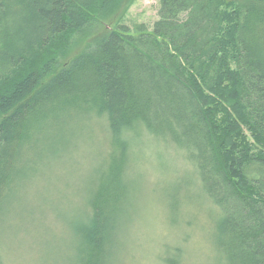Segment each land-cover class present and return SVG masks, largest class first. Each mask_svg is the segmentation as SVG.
<instances>
[{
	"label": "trees",
	"instance_id": "obj_1",
	"mask_svg": "<svg viewBox=\"0 0 264 264\" xmlns=\"http://www.w3.org/2000/svg\"><path fill=\"white\" fill-rule=\"evenodd\" d=\"M131 1L0 0V264L38 145L55 122L92 114L112 153L75 230L76 264L110 262L133 129L187 152L220 213L221 264H264V0H159L150 28L117 23L58 62Z\"/></svg>",
	"mask_w": 264,
	"mask_h": 264
},
{
	"label": "rangeland",
	"instance_id": "obj_2",
	"mask_svg": "<svg viewBox=\"0 0 264 264\" xmlns=\"http://www.w3.org/2000/svg\"><path fill=\"white\" fill-rule=\"evenodd\" d=\"M158 1L126 3L91 34L77 35L66 55L58 51V62H70L117 23L129 30L150 28L158 19ZM45 135L40 157L28 165L19 202L1 225L4 264H76L75 230L87 221L88 202L106 174L112 146L102 116H67ZM124 138L126 193L115 218L109 264H221L220 213L203 192L187 152L140 129L125 132Z\"/></svg>",
	"mask_w": 264,
	"mask_h": 264
}]
</instances>
